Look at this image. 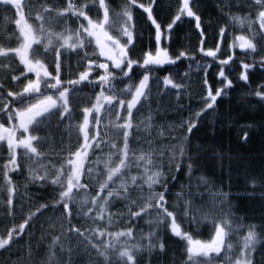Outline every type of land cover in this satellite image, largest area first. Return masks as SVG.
I'll list each match as a JSON object with an SVG mask.
<instances>
[{"label":"snow or ice","instance_id":"6c2138e0","mask_svg":"<svg viewBox=\"0 0 264 264\" xmlns=\"http://www.w3.org/2000/svg\"><path fill=\"white\" fill-rule=\"evenodd\" d=\"M0 6L5 9H15L16 25L19 29L21 43L19 47L9 48L8 50L0 49V56L7 57L9 52L15 53L20 63L24 66L20 70V75H12V81H19L17 87L22 85V91L14 92L7 90L6 86L0 83V142L6 141L8 151V163L3 166V178L7 191V205L9 206V214L13 210L14 198L20 195L14 183L10 178V172H22L21 162L17 159V149H24V156L28 157L25 161L29 167L28 183L37 188V194L33 195L28 192V184L24 186V194L30 196L27 209L23 200H21L20 220L18 228H13L7 233V238H0V254L11 253L12 248L20 244L18 237L28 238V256L32 257V239L34 234L39 232L40 239L36 241L39 245L45 240L46 233L44 231L45 223L56 218H48V213H58L59 217L67 220V230L72 235L64 237L63 235L52 234L51 241L48 243L47 252L42 257V262H33V264H99L98 260L93 259V251L96 257L103 258V264H113V253L116 254L118 264H141L139 255L141 252L147 253V264H153L155 258L157 264L159 260L167 253V244L163 238L160 229L163 232H170L171 236L177 237L182 241H186L187 260L184 264H218L219 259H223L225 264H264V223L261 225H247L246 234L241 237L238 254L233 257L234 245L229 240L232 230V221L230 218L219 219L199 208L194 210L195 196L191 191L185 194L182 191L175 194V200H171L172 189L177 183L181 184L180 177L177 174L187 175L189 185L194 176L195 169L199 166L189 154L190 137L194 135V130H199V125L206 119L208 115L216 113L219 105L218 99L223 100L229 95V90L234 87L233 81L229 79L225 72V67L229 65L233 57L228 56L227 59H220L217 53L221 51L220 44H216L215 48L204 49L205 31L202 28L201 17L193 9L196 4L193 0H181L177 14L167 23L166 31L162 28L161 23L157 22L154 16V8L156 0H148V3H137V0H127L123 6L121 14L124 26L114 35H110L106 28H111L110 12L111 6L106 0H94L92 6L87 2L80 4L75 0H68L62 12L57 14L65 20H71L75 17L74 22H78L80 27L75 32H69L65 36L63 33L53 34L45 28V16L37 14L29 23L24 9L29 7L28 0H0ZM243 5L237 0H227L223 3L220 11L224 15L230 16L231 20L243 25L246 21L251 29L252 24L259 22L258 32L260 42L264 43V0H253L251 7L256 9L255 18L250 16L245 18L241 15L233 13V8L237 10ZM141 8L143 13L147 14V19L151 21L155 28V45L154 52L149 50L143 52L142 62L140 59L133 58V54L137 52L136 44L137 34L132 23L134 9ZM49 16L52 13L51 8L44 10ZM102 11V19L100 12ZM95 12L97 18L93 19L91 13ZM182 16H187L195 21V27L199 30L200 51L205 57H211L213 61L219 63V87H214L209 83L207 67L204 65L203 84L207 86L206 96H201L203 104L199 110L188 109L189 116L181 118L179 126H169L172 131H179L182 136L180 143L174 141L177 137L172 136L171 140L161 148H152L151 140H146L150 145L147 150L133 148L132 141L137 139L133 134V130H140V125L135 124L137 116L147 109L148 123L144 124V130L151 134L155 130L156 122L152 116V105L149 98L152 93L150 84V76L152 81L157 85V95H161L159 85L161 78L155 73L164 69L165 65H176L178 61L195 59L189 56L185 51L178 54L172 53L167 48H161L160 43L162 36L171 39L174 26L177 21H181ZM86 21L83 23L81 21ZM35 25V27L33 26ZM228 32L227 27L219 28V38L223 42ZM126 37V39H125ZM95 39V48H91V39ZM241 43L240 47L252 54L251 61L242 63L243 72L240 80L244 84H249L251 69L259 66L264 69V46L258 49L257 43L246 39L243 36L237 37ZM54 41L58 43H54ZM38 45L40 47H33ZM233 43L229 47H235ZM99 49L97 53L96 49ZM75 53L77 67L83 68L79 72L78 79H67L68 86H62L65 82L61 80L62 57L68 58V55ZM67 54V55H66ZM52 55L55 64V75H52L42 61V56ZM92 57H97L95 60ZM104 57V62L99 60ZM259 57V60H257ZM111 62V66L109 64ZM86 65V67H85ZM137 66L143 69L142 78L139 79L138 85H129L124 90L122 98L118 99L115 95H105V89L113 92L114 85L112 81L127 77L129 80L134 79L133 67ZM191 67V65H189ZM69 72L72 66L69 64ZM197 67H201L197 64ZM119 70L117 75H113L112 70ZM97 70H103L102 74ZM166 70V69H165ZM93 71H97L98 80L90 79ZM27 73H34L33 80ZM27 83H24V80ZM87 82L89 85L99 83L100 94L97 96L96 104L91 108L83 109L82 124L78 125L79 132L82 134L83 143L79 144L74 150L69 148L72 153L67 159V166L61 164L59 168L55 165L52 168L45 167L42 173L34 170L31 165L33 163H41L42 153L38 150L44 144V140L36 135L42 126L55 120L57 127L61 126V122L65 119L71 121L78 119L70 106L69 94L72 88ZM42 84L45 91H42ZM163 85L171 89H177L176 95L179 98L183 82H173L170 76L163 77ZM47 89L55 90V94H48ZM255 96L259 102L264 105V84H261L254 90ZM167 95V93H164ZM130 96V98H129ZM8 97L13 98V103H19V107L13 108L9 106ZM109 107L105 110L109 118L115 115L117 123L113 135L122 137V146L117 143L107 144L104 137L109 135V129L105 125L104 130H97L95 134L90 132V123L99 129L102 123L101 111L104 105ZM211 110V112H209ZM95 113V116H93ZM121 113H124L123 115ZM193 116L195 117L193 119ZM90 117L92 120L90 121ZM6 118V122L11 127H5L2 122ZM19 121L18 126L13 121ZM122 121V123H121ZM143 123V122H142ZM236 126L237 133L244 142L249 140L250 125L239 124V122H230L229 127ZM164 131L168 129L161 125ZM22 130L23 138H18L16 132ZM163 135V132L159 133ZM171 136V132H169ZM155 137H152L154 139ZM109 147L112 151L108 153L107 160L103 161V170L95 171L91 166L85 167L87 161L90 160V152L95 155L97 151L104 152V148ZM167 150V151H166ZM137 152L139 154L137 155ZM217 155H219L217 153ZM116 157V160H113ZM143 161V164H141ZM101 158L97 157L94 163L99 164ZM133 167L139 169L135 175L132 174ZM165 169L172 173L170 177L165 176ZM95 171V184L83 182L82 178L92 179ZM51 177V179H50ZM62 177H66V187ZM199 183H207L205 177L197 178ZM261 182H264L262 180ZM49 183L53 186L49 190L58 193L59 199L55 196H48L46 199L55 201L51 206L47 203H41L36 196L39 194V188H48ZM199 183L195 185L196 193H199ZM257 181L253 179L252 185L256 186ZM93 189L95 195L88 198L90 193L85 194V198L81 200L79 209L74 207L77 195L81 190ZM75 190V193H74ZM226 196L224 193H211V198L215 202L219 200L223 203ZM122 202V207L115 212L111 210L112 204L116 201ZM171 200V202H170ZM33 201L35 210H32ZM182 201V203H181ZM86 209V210H85ZM25 210L28 211L27 217L23 215ZM75 214V215H74ZM87 217L95 225L94 228H88L87 232L82 231L80 227L72 224V220L76 217ZM123 217L127 221V227L121 231H111L114 220ZM147 219V223L154 225L147 234H141L136 238L135 226L140 221ZM47 218V219H46ZM219 219V222L217 220ZM211 221L214 228V234L209 241L194 240L190 234V228L184 225H195L200 227L202 222ZM61 228L64 224L61 223ZM239 227V225H237ZM94 237L95 239H90ZM126 240L136 239L135 243H124L119 248L120 238ZM75 240V247L73 246ZM99 241V242H96ZM19 264V262H17Z\"/></svg>","mask_w":264,"mask_h":264},{"label":"trees","instance_id":"16d2710c","mask_svg":"<svg viewBox=\"0 0 264 264\" xmlns=\"http://www.w3.org/2000/svg\"><path fill=\"white\" fill-rule=\"evenodd\" d=\"M98 1V0H96ZM87 2L88 5H92L94 0H75V3L83 4ZM111 6L110 15L114 18L120 16L123 12V6L127 3V0H106ZM181 0H156V6L154 8V16L158 23H161L162 28L166 31L167 23L177 14ZM193 0H190L192 3ZM196 7L193 9L201 17L202 28L205 31V44L204 49L215 48L216 44H220L221 51L217 53L220 59H227L229 55L233 57L229 65L225 67V72L229 79L233 81L234 87L229 90V95L224 97L223 100L217 101L219 108L216 113L206 115V119L199 125V130H194V135L190 137L189 154L198 162V167L195 169L194 176L191 180V187L189 185V178L187 175L177 174L180 177V182L184 187L181 188V184L177 183L172 189L171 200H175V194L177 192H183L185 194L192 192L196 197L194 200V210L199 208L205 212H210L212 216L219 219L230 218L232 221V230L229 235V240L235 246L233 249V257L238 254V248L240 246L241 237L246 234L247 225L255 224L261 225L264 223V105H262L258 98L254 94V90L261 84H264V69L257 66L251 69L249 72L250 81L249 84H244L240 80V75L243 72L242 63L245 61H251L252 54L247 50L241 48L232 50L229 45L236 40L237 37L243 36L246 39L251 40L253 43H257L258 49L264 46V43L260 42V35L257 31L259 28V22L256 21L252 24L251 29L246 21L243 25L231 20L230 16L221 13L220 8L227 0H194ZM241 5L238 10L234 7L233 13L241 15L245 18H255L256 9L251 7L253 0H237ZM137 3H148V0H137ZM92 14V13H91ZM16 13L15 9H3L0 8V49L8 50L9 48L19 47V35L17 34L16 25ZM137 34V52L133 54V58L140 59L142 62L143 52L153 50L155 45V28L151 21L147 19V14L143 13V9L135 8L133 21H132ZM225 26L228 29L225 40L222 42L219 38V28ZM91 39V38H89ZM93 40V39H92ZM165 41L170 54H178L180 51H185L189 56H193L195 59L189 61L183 59L177 62L176 65H165L164 69L155 73L156 76L161 78L159 85L161 95H157V85L152 81L150 76V84L152 86V93L149 98V102L152 105V116L156 122L155 130L149 134L144 130V124L148 123L147 109L141 112L135 120V124L140 125V130H133V134L137 139L132 141V147L136 149L149 148V144L146 140H151L152 148L164 147L167 142L171 140L172 136L177 137L175 143L182 141V136L179 135V131H172L169 126H179L181 118L187 119L189 116L188 109L199 110L203 104L201 96H206L207 86L203 84L204 79V65H210L207 67L209 83L214 87H219V63L213 61L211 57H205L200 51L201 45L199 41V30L195 27V21L189 17L181 18V21H177L176 26L173 28L171 39L167 37L161 39V43ZM39 47V46H38ZM91 48H95L94 41H92ZM143 49V52L140 50ZM40 51L43 52V48L40 47ZM97 53L99 49H96ZM67 55V54H66ZM97 57H92L95 60ZM41 59L46 64L48 70L55 75V64L52 63L54 56L47 55L42 56ZM75 53L68 55V58L62 57V69L61 80L65 83L62 86H68L66 84L67 79H78L79 72L83 68L77 67V60ZM101 62H104L103 57H99ZM259 60V57H257ZM69 64L72 66L71 73L69 72ZM111 66V62H109ZM200 64L201 67H197ZM191 65V67L189 66ZM23 65L15 54H8L7 57L0 56V83L6 86L7 90L14 92L22 91V85L17 87L19 81H12V75H20V70L23 69ZM86 67V65H85ZM166 69V70H165ZM102 74L101 70H97ZM97 71H93L90 79L93 81L98 80ZM113 75H117L119 70H112ZM143 69H139L134 65L133 74L134 79L129 80L127 77L122 79H115L112 81L114 87V94L122 95L124 90L129 85H136L139 83V79L142 78ZM28 75V74H27ZM29 76V75H28ZM170 76L173 82H183V87L179 89L181 96L178 98L176 95L177 89H171L163 85V77ZM24 80V77H21ZM27 83V80H24ZM71 87V86H68ZM106 90V89H105ZM42 91H45L42 84ZM48 94H55V90L47 89ZM99 83H93L89 85L87 82H83L80 85L72 88L69 94L70 106L73 108V112L78 119L71 121L65 119L61 122V126L57 127L55 120L47 123L46 126H42L40 130L35 133L44 140V144L38 150L42 153L41 163H33L31 167L42 173L44 168H52L55 165L59 168L61 164L67 166V159L72 156V153L68 151L69 148L73 150L79 146L82 142V134L79 132L78 125L83 120V109L85 107L91 108L96 104L97 96L100 94ZM106 93V92H105ZM112 93V92H111ZM167 93V95H164ZM9 106L13 108L19 107V103H13V98H7ZM3 110H0L2 113ZM211 112V110H209ZM195 117L193 116V119ZM112 120V118H111ZM239 122V124L250 125L249 128V140L244 142L237 133L236 126L229 127L230 122ZM5 124L6 118L4 121ZM109 121H107L108 123ZM143 122V123H142ZM114 122L108 127L109 139L105 140L107 144L117 143L122 146V137L113 135L115 131ZM122 123V121H121ZM9 124V123H8ZM165 126L168 130L164 131L160 126ZM163 132V135L159 133ZM171 132V136L169 135ZM112 135V136H110ZM152 137H155L152 139ZM112 151L109 147L104 148V152L97 151L95 155L90 154V160L87 162L86 168L91 166L95 171L103 170V161L107 160L108 153ZM167 151V150H166ZM24 149L18 152L17 159L21 162L22 172H10L9 176L13 179L14 183L18 186L17 190L20 193L19 196L14 198L13 210L9 214V206L7 205V191L3 178V166L8 163V151L5 143L0 144V238H7V233L12 231L13 228H18L20 220V207L21 200H23L25 208L27 209L30 196L24 194V186L28 184V192L36 195L37 188L31 183H28L29 167L25 161H28V157L23 155ZM217 153L219 155H217ZM139 152H137V155ZM74 156H72L73 158ZM97 157L101 158L99 164L94 163ZM116 160V157H113ZM143 164V161H141ZM95 171L92 179L88 180L87 177L82 178L83 182L95 184ZM139 169L133 167L132 174L135 175ZM172 173L165 169V176L170 177ZM203 176L207 180V183H199L198 177ZM51 179V177H50ZM257 181L256 186L253 187L252 181ZM63 183L66 187V177H62ZM199 183V193H196L195 185ZM53 187L49 183L48 188H39V194L36 196L41 203H47L52 205L55 201L46 199L48 196H55L57 199L58 193L51 192L49 189ZM75 193V190H74ZM90 193L88 196L91 199L92 195H95V190L86 189L81 190L77 195L74 207L79 209L80 201L85 198V194ZM211 193H224L226 196L223 199V203L219 200L213 201ZM170 200V202H171ZM182 203V201H181ZM35 202L33 201L32 210H35ZM122 207V202L116 201L112 204L111 210L115 212ZM86 210V209H85ZM28 211L25 210L23 215L27 217ZM56 216L55 219L45 223L44 231L46 233L45 240L41 244H37L36 241L40 239V233L34 234L32 239V257L28 256V238L18 237L21 241L20 244L12 248L11 253L0 254V264H33V262H42V257L47 252L48 243L51 241L52 234L63 235L67 237L72 235L67 230V220H63L59 217L58 213H48V218ZM75 215V214H74ZM47 219V218H46ZM147 217L145 220L140 221L135 226L136 238H139L141 234H147L154 225L147 223ZM219 219L217 222H219ZM61 223L64 227L61 228ZM72 224L80 227L82 231L87 232L88 228H94L95 225L87 217H76L72 220ZM239 225V227H237ZM127 221L121 217L114 220L111 231H121L126 229ZM185 228H190V234L193 239L209 240L214 234V228L211 221L202 222L200 227L195 225H184ZM163 234V238L167 244V253L160 258L159 264H184L187 260L186 241H182L177 237L171 236L170 232H163V228L160 229ZM90 239H95L90 237ZM99 242V241H96ZM136 239L126 240V238H120V244H117L119 248L122 244L135 243ZM73 246L75 247V240H73ZM93 259L98 260L99 264H103L102 257H96L94 250ZM141 264H147V253L141 252L139 255ZM113 264H118L116 254L113 253ZM153 264H157L155 254L153 258ZM218 264H225L223 259H219Z\"/></svg>","mask_w":264,"mask_h":264},{"label":"rangeland","instance_id":"374dc122","mask_svg":"<svg viewBox=\"0 0 264 264\" xmlns=\"http://www.w3.org/2000/svg\"><path fill=\"white\" fill-rule=\"evenodd\" d=\"M22 2H24V0H22ZM28 2H29V7H26L25 9H24V11H25V13H26V16H27V18H28V21H29V23H32V20L35 18V16L37 15V14H42V15H44L45 16V28L47 29V31H49V32H52L53 34H57V33H63L65 36H67V35H69V32H75L79 27H80V24L78 23V22H74L75 21V17H73L71 20H65L62 16H60V15H58L57 13L58 12H62L63 10H64V7L66 6V4L68 3V0H28ZM96 3L98 4V1H96ZM89 6H92L91 4L89 5ZM0 8H3V9H5L4 7H2V6H0ZM46 8H51L52 9V13H51V15L49 16L44 10L46 9ZM8 10H11V9H8ZM91 16H92V18L93 19H96L97 18V14L95 13V12H93L92 14H91ZM184 17H187V16H182V18H184ZM19 17L17 16L16 17V20L18 19ZM100 18L102 19V11L100 12ZM81 21H82V18H81ZM83 23H87L86 21H82ZM110 23L112 24V27L111 28H106V30H108L109 31V34L110 35H114L115 33H117L118 32V30L120 29V28H122L123 26H124V21H123V19H122V16L120 15V16H117V17H113V16H111L110 15ZM34 27H35V25H33ZM17 30H18V32H17V34L19 35V29H18V27H17ZM166 36H162V38H165ZM93 39V40H92ZM125 39H126V37H125ZM19 41H20V43H21V38H20V36H19ZM91 41H94V45H95V39L94 38H91ZM54 43H58V42H56V41H54ZM235 44L236 46L235 47H231V49L232 50H236V49H239V48H241L239 45H240V41L238 40V39H236L235 41H233L232 43H231V45L232 44ZM20 46V45H19ZM34 48L35 47H38V45H34L33 46ZM40 47V46H39ZM160 47L161 48H167V46L165 45V41H163V43L162 44H160ZM152 50V49H151ZM167 50H168V48H167ZM153 52H154V48H153V50H152ZM169 51V50H168ZM12 52H9V54H11ZM12 54H15V53H12ZM18 58V57H17ZM104 58V57H103ZM19 59V58H18ZM43 61V60H42ZM49 72H50V70H48ZM101 71H103V70H101ZM51 73V72H50ZM33 80L36 78L35 77V74L34 73H27ZM52 74V73H51ZM136 85H138V83L136 84ZM105 95H115L116 97H117V101H114V103H116V102H118V99L119 98H122L123 97V95H124V93L122 94V95H119V94H114V92H109L108 90H107V87H106V90H105ZM129 98H130V96H129ZM109 106L107 105V104H105L104 105V109H102V111H101V120H102V123H101V125H100V128L99 129H97L95 126H94V124L93 123H90V132L92 133V134H95V132L97 131V130H101V131H103L104 130V127H105V125H107V126H109V125H111V124H108L109 122H114V127H115V124L117 123V121H116V118H115V115H112L111 116V118H112V120H111V118H109V116H108V113L105 111L107 108H108ZM122 115L124 114V113H121ZM93 116H95V113H93ZM92 120V118L90 117V121ZM107 121H109L108 123H107ZM13 124H16L17 126H18V124H19V121L18 120H16V121H13L12 122ZM82 124V123H81ZM5 127H11V125L10 124H8V123H6L5 124ZM23 135H25V134H23L22 133V130H20V131H17L16 132V136L18 137V138H23ZM110 136H112V135H110ZM110 137L109 136H106V137H104V139L105 140H108ZM83 139V138H82ZM1 143H5L6 145H7V143H6V141H3V142H0V144ZM81 143H83V140H82V142ZM22 150V148H20V149H17V154H18V152L19 151H21ZM90 154H91V152H90ZM18 156V155H17ZM73 159H74V157H73ZM88 162V161H87ZM87 162H86V164H85V167H86V165H87ZM194 240H196V239H194ZM198 240H201V239H198ZM210 240V239H209ZM209 240H201V241H209Z\"/></svg>","mask_w":264,"mask_h":264},{"label":"bare ground","instance_id":"6f19581e","mask_svg":"<svg viewBox=\"0 0 264 264\" xmlns=\"http://www.w3.org/2000/svg\"><path fill=\"white\" fill-rule=\"evenodd\" d=\"M214 49V48H213Z\"/></svg>","mask_w":264,"mask_h":264}]
</instances>
